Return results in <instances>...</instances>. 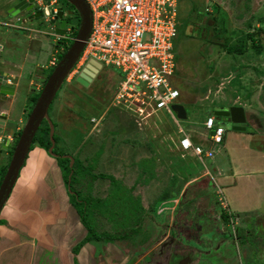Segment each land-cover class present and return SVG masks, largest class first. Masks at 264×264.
I'll return each instance as SVG.
<instances>
[{
	"label": "rangeland",
	"instance_id": "obj_1",
	"mask_svg": "<svg viewBox=\"0 0 264 264\" xmlns=\"http://www.w3.org/2000/svg\"><path fill=\"white\" fill-rule=\"evenodd\" d=\"M4 3L0 11V33L19 39L25 47L29 40L26 33L41 40L38 52L23 59V83L27 89L31 86L30 74L42 73L38 68L48 63L57 39L45 34L50 28L43 17L28 18L26 13L19 14L27 17V21H16L17 28L10 27L6 21H15L16 16L7 10L15 0H8L7 4L6 0H0V4ZM61 3L59 0L54 6L59 7ZM206 7L210 8L208 12L200 10ZM178 8L179 34L175 39L178 64L174 83L187 111V118L180 119V124L185 129L199 127L207 105L240 106L246 113L245 124L264 129V0H179ZM4 21L5 24L2 23ZM252 31H258L254 38L261 42L262 52L253 48L248 36ZM5 48L8 50V45L5 44ZM230 48L241 50L230 51ZM2 55L4 59L9 57L4 51ZM81 68L78 63L75 65L51 103L49 115L55 123L56 150L76 156L84 165H90L94 174H112L114 171L118 175L119 171L124 172L118 179L123 188H128L134 176L144 169L142 164L150 168L151 160L168 162L167 168L160 170L162 175L157 176L149 187L151 204L146 208L148 211L139 199L143 192L135 195L132 193L134 189L128 188L130 191L125 194L121 191V197L126 201L112 199L111 211L107 214L97 212L94 221L87 210L88 223L94 228L96 224L98 231L116 233L122 232V225L123 228H136V233L130 238H117V244L132 262L141 258L142 261L151 260V264H172L173 261V264H180L181 259L183 264H264V216L256 213L238 217L229 215L217 192L208 163L204 166L195 156L167 152L163 127H168L169 133L173 131V136L178 133L170 116H164L166 112L152 117L149 125L137 126L112 107L119 80L117 69L104 66L88 86H83L75 81ZM51 70L44 69L46 73ZM32 105L33 102L29 108ZM92 117L96 120L91 121ZM97 119H100L98 123ZM207 132L203 133L205 139ZM118 160L123 165L119 166V171L114 170ZM131 163L137 164L138 168L134 171L133 167L128 173L125 167ZM59 165L68 195L70 197L74 193L79 205V200L101 203L87 198V193L98 199L111 194L113 187L109 179L92 180L88 174L82 179L83 190L78 186L80 193L77 194L75 178L73 175L71 179V175L74 171L88 173L90 168L75 166L74 171H69L64 168L63 161ZM28 169L25 167L22 174L25 175ZM152 169L154 171L151 168L149 172L153 173ZM89 181H92L89 183L91 189ZM18 187L16 183L14 189ZM165 188L167 192L163 194ZM128 195L141 206L143 216L139 223L133 222L130 212L124 213L128 211V200H131ZM162 206L166 208L164 213ZM109 213L113 215L110 219ZM229 217H232L233 224ZM114 221L117 222L116 228L113 227ZM169 250L173 252L169 253ZM193 259L198 261L189 263Z\"/></svg>",
	"mask_w": 264,
	"mask_h": 264
},
{
	"label": "crops",
	"instance_id": "obj_2",
	"mask_svg": "<svg viewBox=\"0 0 264 264\" xmlns=\"http://www.w3.org/2000/svg\"><path fill=\"white\" fill-rule=\"evenodd\" d=\"M7 2L8 0L6 4ZM2 5L5 3L0 4V11L4 7ZM11 22L15 23L9 26L17 28L16 21ZM16 41L17 38L16 40L14 38L13 44L8 45L10 53L6 48L2 50L9 54L3 65L9 72H11L10 68L18 69L23 79L25 48L18 43L19 40ZM42 69L44 65L38 68V72ZM12 99L11 102L14 103L17 98L13 96ZM217 107L219 106H205V113L199 127L186 129L194 143L205 146L209 144L203 137L206 130L203 123L206 116L213 113ZM223 108L227 107L223 106ZM122 114L126 120L132 121L129 116ZM219 122L225 126L226 132L223 142L212 147L213 157L207 163L225 211L238 216L256 213L263 217L264 129L245 124L246 129L238 131L227 126L223 119ZM163 130L165 131L163 138L167 141V143L164 142L167 152L181 153L177 144L178 135L173 136V131L169 133L168 127H163ZM35 152L38 156L44 155L43 150L39 148H36ZM186 155L194 156L192 153ZM167 163L157 159L151 160L150 168L142 164L144 169L134 176L132 184L128 187L134 189L132 193L135 195H139L140 191L143 192L142 198L141 195L138 197L146 211L151 204L148 195L149 187L157 176L162 175L160 170L166 169ZM119 166L123 165H120L118 160L114 170L119 171ZM28 168L25 175L21 174V179L17 181L19 187L13 190L0 212V264H124L127 262L129 257L117 241H85L75 252L74 249L86 237L88 230L81 222L76 204L68 195L60 166L55 160H34ZM125 168L130 173L131 169L135 171L138 165L131 163ZM151 168H154L153 173L149 172ZM112 174L115 178L118 177L116 178L118 180L124 172L119 171V176L115 175L114 171ZM128 178H130L129 175ZM82 179L79 178V182L76 180L74 183L75 190H78V186L83 190ZM145 180V184L140 183ZM47 189L50 191H46ZM166 192L165 188L162 193ZM103 197L105 198L106 195ZM97 212L94 211V215ZM120 260H123L122 263Z\"/></svg>",
	"mask_w": 264,
	"mask_h": 264
},
{
	"label": "built area",
	"instance_id": "obj_3",
	"mask_svg": "<svg viewBox=\"0 0 264 264\" xmlns=\"http://www.w3.org/2000/svg\"><path fill=\"white\" fill-rule=\"evenodd\" d=\"M56 1L34 0L48 23L57 14ZM85 1L92 13V24L78 66L96 60L101 69L104 66L117 69L119 80L112 107L129 116L137 126L149 125L152 117L166 112L176 125L181 154L192 153L202 165H207L206 161L213 157L212 147L223 142L226 128L215 115L209 114L203 123L209 144L194 143L173 109L174 104L181 103L180 90L174 83L178 64L175 39L179 34V0ZM204 10L208 12L210 8ZM15 21H19L18 17ZM14 23L10 21L8 25ZM52 24L47 34L53 40L63 37L55 32ZM58 61L57 47L44 67L52 68Z\"/></svg>",
	"mask_w": 264,
	"mask_h": 264
},
{
	"label": "flooded vegetation",
	"instance_id": "obj_4",
	"mask_svg": "<svg viewBox=\"0 0 264 264\" xmlns=\"http://www.w3.org/2000/svg\"><path fill=\"white\" fill-rule=\"evenodd\" d=\"M58 1L59 0H57L56 2H58ZM16 2H17V0H15V3ZM32 4H33L32 9L22 10L18 13L17 17L20 20V22H26L28 18H32V17H43L44 18L43 11L39 10V8L35 5L34 0H33ZM59 9L63 13V18L66 19L65 29L68 30L69 33L65 34L63 37H61L55 41L54 49H56L58 47V52H60V50L64 49V47L66 45H68L70 40H73V38H74L73 34H75L77 32L78 26H79V14H78V11L75 9V7L72 4H70L66 0H62V3L60 4V6L57 7V12L59 11ZM23 13H26L25 16H27L28 18L19 16V14H23ZM73 17H76L78 20V23L75 25H71V19ZM54 18L55 17L51 18V20ZM44 20L46 21L45 18H44ZM6 22L8 23L10 21H6ZM60 22H61V19H56L55 24H52V22L50 21L49 25H51V24L55 25V28H56V26H58L60 24ZM2 23L5 24V21ZM0 24H1V22H0ZM45 34H47V32H45ZM25 36H26V38L29 39L26 47L22 44V42L19 39H17V41L19 40L18 43L21 44V46H24V48H25V59H27L30 56H32L34 53L37 52L39 46H41V40L39 39L38 36H32V35H29V33H26ZM13 42H14V38L12 36L6 37V36L2 35V33H0V184L4 178V175L7 171V168L10 164V161H11L12 156H13V152L15 150L18 139L20 138V136L22 134L24 125H25V123H26V121H27V119H28V117L32 111L33 106H34V105H32L29 108V104H31L32 102H33V104H35L36 101H33V100H35V99L37 100V98H38L47 78H48L47 76L50 75V74H48L49 72L46 73L44 71V69H47V67H44V69H42V73L40 75L38 74V75L34 76V73L32 72L29 76V83H31V86H29L27 89H25V84L23 83L24 79H21L20 71L18 69L16 70L14 68H10L11 72H9L7 69L4 68V65H3L4 62L6 61V59H4V57L2 55V52H3L2 50L5 49V44L10 45V44H13ZM30 59H32V58H30ZM51 71H50V73H51ZM42 75H45L44 76L45 78ZM13 96H16V98H17L14 101V103L11 102L13 100L12 99ZM50 110H51V105L49 107V111ZM44 120L45 119H43L42 122ZM42 122H41V124H42ZM35 135H36V133H35ZM53 137H54V134H53ZM57 143L58 142L55 141L52 152H49L48 149L50 146L48 147V149H45L43 146L38 145L34 141V138H33L30 149L26 155V158L23 162V165L19 169L17 180H16L15 184L13 185L10 194L13 192L14 186L16 185L17 181L21 177L23 169L25 167L28 168L34 160H40V161H54L55 160L57 162V164L59 165L60 161H63V159L68 158L69 159L68 165L70 167L73 166L76 159L80 162V164L82 166H84V167L89 166L88 164L84 165L82 163V161L79 160L78 158H76V156H74V155H71L67 152L66 153L65 152H59L58 150H56ZM36 148L43 150L44 155H41V156L39 155L40 156L39 157L35 152ZM70 158H73V162H71ZM97 174H105V173L104 172H98ZM106 175L112 176L114 179H116L113 174H106ZM100 178L109 179L108 177H102V176H99L96 179H100ZM89 182L91 183L92 181H89ZM89 182H88V184H89ZM89 187L91 189V184H89ZM90 189H89V192H90ZM10 194H9V196H10ZM7 201H8V199H7ZM7 201H6V203H7ZM5 204H4V206H5ZM161 211L163 213L165 212V209H163V206L161 207ZM229 215H232V214L229 213ZM235 215L238 217L237 214H235ZM229 219H230L229 222L231 221V223L233 224L234 222H232L233 221L232 217H229ZM164 232H166V230ZM130 235L128 238H130ZM117 240H119V239L116 238L113 241L115 242ZM156 242L157 241H155L154 243H156ZM187 245H190V244H187ZM160 251H162V250H160ZM172 252L173 251L169 250V253H172ZM137 256H139V255H137ZM170 256L172 257L173 255L171 254ZM130 258L131 257H129V259L127 260V264H137V263L138 264L139 263L140 264H151V260L144 259L142 261L141 258H138L137 260H133V262H132V260ZM179 261H180V264H183V259H181ZM197 261L198 260L193 259V260H190L189 263L190 262L195 263ZM173 263H174V261L172 262V264ZM166 264H168V263H166Z\"/></svg>",
	"mask_w": 264,
	"mask_h": 264
},
{
	"label": "water",
	"instance_id": "obj_5",
	"mask_svg": "<svg viewBox=\"0 0 264 264\" xmlns=\"http://www.w3.org/2000/svg\"><path fill=\"white\" fill-rule=\"evenodd\" d=\"M66 1L72 4L78 11V30L75 34H73L74 38L69 47L65 50H61L62 56L60 57L57 64L53 66L52 71L48 76L24 125L22 134L18 139L15 150L13 152L10 164L0 184V212L9 197L13 185L17 180L19 169L23 165L35 133L43 119H45L49 124V137L51 145L48 151L52 152L55 144V139L53 137L54 124L49 116V107L54 100L58 90L61 88L62 84L67 79L77 61L79 60L80 54L84 48L85 42L91 30L92 13L88 3L85 0ZM32 3L33 0H17V2L14 3L13 6L10 7L7 11L13 16H17L18 13L22 10L32 9ZM200 10L204 11V8H201ZM56 19H61V22L58 26H56L55 32L58 35H65L69 33V31L65 29L66 19L63 18V13L60 9L57 12L55 18L51 20V22L55 24ZM77 23V18L73 17L71 19V25H75ZM100 69L101 64L99 62H97L96 60H89V62L81 68L75 78V81L79 82L83 86H88ZM173 109L174 111H176L178 118H187V111L183 104H174ZM213 114L217 118H225L224 122L233 130L244 131L246 129V113L240 106H230L226 109L219 106L213 111ZM70 159L71 162H73V158Z\"/></svg>",
	"mask_w": 264,
	"mask_h": 264
},
{
	"label": "trees",
	"instance_id": "obj_6",
	"mask_svg": "<svg viewBox=\"0 0 264 264\" xmlns=\"http://www.w3.org/2000/svg\"><path fill=\"white\" fill-rule=\"evenodd\" d=\"M256 33H258V31L257 32L252 31V32H250L248 34V36L250 37L251 41L253 42V48L257 52H262L263 50H261V42L259 40L258 41L255 40V38H254L255 35H256ZM209 37L210 36H207L208 39H209ZM69 45H70V42L68 43V45H66L64 47V50L67 49L69 47ZM237 50L240 51L241 49L230 48V51H237ZM59 53H61V52H58V54ZM48 74H50V72ZM34 101H36V99ZM217 119H221V118H217ZM54 125H55V123H54ZM54 138H55V141L57 142V138H56L55 135H54ZM34 141L38 145L43 146L45 149H48V147L50 146L51 141H50V138H49V124H48V122L46 120H44L42 122V124L40 125V127L38 128V130L36 132V135L34 137ZM63 163L65 164L64 168L65 169L67 168V170H69V171L70 170H73V167H75V166H77V167L80 166L79 167L80 169L84 167V166H82L80 164V162L78 160H77V163L75 161L74 164H73V166L70 167L68 165L69 164V159L68 158L63 159ZM85 168H90V165H89V167H85ZM87 174L90 176V178L92 180L96 179L99 176L108 177L110 179V183H111L110 185H112L113 188H112V190L110 189L112 192L110 191L111 194L109 195V197L107 196L106 198H101V199H98L99 197H97V198L96 197H93L90 193H87V195H88L87 198L99 200L101 203L103 202L102 204L101 203L93 204V203H88V201L87 202L85 201L87 203V205L88 204H92L91 206L85 205L84 204L85 202L83 203L82 200H79V202H80V205H79L78 203H76L77 200L75 199L74 193H71V196H70L71 197V200H73L74 203L76 204V208L78 207L77 208V211H78V213L80 215L81 222H82V224L88 230L86 237L74 249L75 252L78 251V249L80 248V246L85 241H104V242L106 241V242H109V241H113L114 239L119 238V237L120 238H128L130 234H134V232L137 231V229L134 228V227H130V228L124 227L123 228V225L121 226L122 227V232H119V233L109 232V231H98L96 229V226L97 225L95 223H94L95 224V228L92 227V225L88 223V221L86 220L87 219V210L90 212L91 217H92V219L94 221V211L95 212L98 211L101 214H107V212H110L111 211L110 205L112 204V202H114L112 199L117 198L119 200L122 199L123 201H126L125 200L126 199L125 197H124L125 199H123L121 197V195H122V192L121 191H123V193L125 194L126 192H128L130 190H128V188H126V187L123 188V186L120 184V182L118 180L114 179L112 176H108L106 174H94V173H92L91 168L89 169V172L88 173H82V172L75 173V171H74L72 173V175H71V179H72V177L74 175L75 182H76V180L79 181V177H82L83 178ZM117 182H119V183H117ZM121 188H123V189H121ZM76 193L79 194L80 193V190H76ZM106 199H108V200H106ZM128 199H131V200H128L129 201V204L127 205L128 206V208H127L128 211H124V213L126 214V212H128V213L130 212L132 214L133 222H137V223L141 222V219H142L143 214H142V210L140 209V205H138L136 203V201L131 197V195H128ZM112 217H113V215L110 214L109 217H108V219H110ZM116 226H117V222L114 221L113 227L116 228Z\"/></svg>",
	"mask_w": 264,
	"mask_h": 264
},
{
	"label": "clouds",
	"instance_id": "obj_7",
	"mask_svg": "<svg viewBox=\"0 0 264 264\" xmlns=\"http://www.w3.org/2000/svg\"><path fill=\"white\" fill-rule=\"evenodd\" d=\"M62 50H64V49H62ZM60 52H61V50H60ZM60 59V58H59ZM78 62V61H77ZM77 64V63H76ZM75 67V66H74ZM53 68V67H52ZM74 69V68H73ZM66 81V80H65ZM211 114H213V113H211ZM214 115V114H213ZM217 119V118H216ZM221 119H223V118H221ZM221 119H217L218 121L219 120H221Z\"/></svg>",
	"mask_w": 264,
	"mask_h": 264
}]
</instances>
